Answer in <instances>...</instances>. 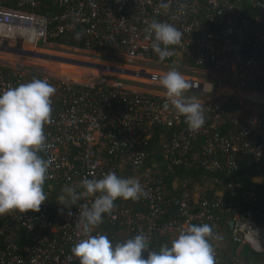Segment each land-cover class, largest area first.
<instances>
[{
  "label": "built area",
  "instance_id": "obj_1",
  "mask_svg": "<svg viewBox=\"0 0 264 264\" xmlns=\"http://www.w3.org/2000/svg\"><path fill=\"white\" fill-rule=\"evenodd\" d=\"M2 1L10 4L0 3V54L4 56H21L23 45L35 47L38 42L46 43L47 36L78 30L89 53L101 50L131 64H169L207 74L211 79L203 82L185 77L192 85L186 93L208 95L213 88L211 82L216 86L213 99L199 102L205 110L204 125L198 132H191L183 116L171 107L163 108L165 94L132 88L113 76L162 87L158 77L164 73L114 67L133 74L98 70L85 81L36 75L56 89L51 98L52 121L44 127L47 147L39 153L51 161L50 178L46 180L50 192L72 187L79 194L84 191L81 181L85 177L99 179L115 172L121 178L137 179L147 196L137 201L118 198L103 223L121 221L136 234L149 236L160 230L156 226L165 210L175 208L179 221H168L162 228L178 235L193 221L207 223L214 230V212L221 211L231 214L227 225L234 243L245 244L254 252L264 250V226H257L249 211H240L237 205L226 206L221 199H201L192 212L186 203V187L171 182L166 189L163 180L172 167L187 163L218 169L217 154L224 156L227 169L234 168L237 154L254 161L264 154V108L257 106L264 105V27L250 26L239 11V5L247 2L264 16V0H48L45 6L56 12L44 15L31 11L39 0ZM162 3L168 5L167 9L160 7ZM154 19L171 23L183 33L181 44L172 46L173 55L164 61L153 52L144 31ZM51 24L54 27L49 32ZM27 82L24 73L10 74L0 78V92ZM229 97L237 99V104H253L251 114L240 119L227 111L222 104ZM224 119L235 131L221 136L215 130ZM155 127L172 132L159 138L158 161L150 162L153 148L148 140ZM94 199L81 196L70 209L72 216H68V209L63 214L58 211L63 206L57 199L46 200L39 212L5 215L25 231L29 242L18 245L2 226L0 264H79L76 258L68 260L71 247L84 238L76 219L80 206H90ZM253 199L249 195L247 202ZM117 204L129 208L138 204L141 209L132 215L129 208L116 209ZM99 227L93 229V235L100 234Z\"/></svg>",
  "mask_w": 264,
  "mask_h": 264
},
{
  "label": "clouds",
  "instance_id": "obj_2",
  "mask_svg": "<svg viewBox=\"0 0 264 264\" xmlns=\"http://www.w3.org/2000/svg\"><path fill=\"white\" fill-rule=\"evenodd\" d=\"M167 9V4H161ZM151 48L164 61L173 55L172 46L181 44L183 33L173 24L152 20L144 29ZM76 39H82L81 33ZM165 89V110L169 107L185 118L189 131L198 132L205 123L204 106L185 93L192 87L184 75L172 67L158 77ZM56 89L47 80L33 78L30 82L8 87L0 92V216L39 212L48 200L44 185L49 179L50 160L39 155L45 150L44 127L52 121V97ZM84 189L77 193L75 188L65 187L57 197L63 214L81 199L94 196L89 206H80L76 226L84 238L70 249L69 261L78 259L79 264H217L216 251L212 244L213 227L205 224H190L179 231L169 244L158 251L150 250V238L143 232L115 245L104 234L93 235V229L103 223L105 214L110 215L118 198L137 201L147 196L140 182L132 177L121 178L109 172L102 178L81 181ZM98 194V195H97ZM147 253L143 258L142 253Z\"/></svg>",
  "mask_w": 264,
  "mask_h": 264
},
{
  "label": "trees",
  "instance_id": "obj_3",
  "mask_svg": "<svg viewBox=\"0 0 264 264\" xmlns=\"http://www.w3.org/2000/svg\"><path fill=\"white\" fill-rule=\"evenodd\" d=\"M48 0H39L38 4L31 9V11L38 15L53 14L55 9L50 6H45ZM2 5H10L7 2H0ZM13 3V2H12ZM240 16L244 18L250 26L257 28L264 27V16L256 9L248 5L247 2H242L239 5ZM54 24H51L48 31H52ZM78 30L66 32L62 35L53 37H46V42L55 45L56 47L74 48L81 53L88 51L84 50V41L76 39ZM97 51V50H94ZM101 52V50H98ZM103 51V50H102ZM95 53V52H93ZM108 53V52H107ZM110 54V53H109ZM10 70L0 65V78L10 76ZM190 74L195 75L196 78H202L204 75L201 72L193 71ZM38 76L26 73L24 79L31 81ZM228 84L227 81L224 82ZM237 99L229 97L223 100L222 106L229 112H233L240 119H245L251 114L253 104L241 103L237 104ZM264 108V105H257ZM176 129V128H174ZM235 131L227 120H222L216 127L215 132L218 135H229ZM172 132V129H165L155 127L152 129V135L148 142L150 147L153 148V153L150 154V162L158 161V140L161 136H167ZM199 145V140L196 141ZM40 155V154H39ZM41 156V155H40ZM219 162V168L208 170L205 167L198 165L183 164L180 166L172 167L169 172L164 176L165 188L167 189L171 182L175 184H183L188 190V197L186 203L192 212L197 210V203L201 199L213 201L221 199L225 205L238 206L240 211H249L252 221L259 227L264 226V154L256 161L252 160L248 155L237 154L235 158L234 168H225L224 156L222 154L216 155ZM45 182L44 191L49 201H55L62 192H54ZM228 186L230 190H228ZM254 197L253 202H247L248 197ZM117 204L116 209L129 208V212L133 215L135 212L140 211L141 206L138 204L129 205ZM216 216V227L213 230L214 235L219 239H213L211 242L216 251L217 264H264V250L261 252H254L245 244L234 243L230 237V229L227 221L231 219V214L226 212H214ZM179 221L175 208L165 210V213L159 218L156 228L159 231L150 233V250L158 251L163 244L171 243V240L176 238V234H171L164 230L163 225L168 221ZM190 224L200 225L193 221ZM189 224V225H190ZM5 226L10 232V236L16 240L18 245L28 243L29 238L25 231L19 227L9 216L0 218V228ZM100 226V227H99ZM99 227V233L106 235L110 241L115 245L118 242H123L128 238L134 237L136 231L134 228L126 226L121 221H117L114 225L102 223ZM143 258H147V253H142Z\"/></svg>",
  "mask_w": 264,
  "mask_h": 264
},
{
  "label": "rangeland",
  "instance_id": "obj_4",
  "mask_svg": "<svg viewBox=\"0 0 264 264\" xmlns=\"http://www.w3.org/2000/svg\"><path fill=\"white\" fill-rule=\"evenodd\" d=\"M22 50L24 53H22L21 56L8 55L10 58H5L4 55L0 54V65L7 67L11 74L31 73L52 79L67 78L70 81H85L90 76H94L99 72L98 70L78 65L77 62L112 66L129 71L143 69L157 73H166L173 67L169 64H146L140 63V61L131 64L125 62L120 57L107 52L81 53L74 48L65 49L63 47H56L55 45L47 42H38L35 47L23 45ZM177 70L180 71L184 77L196 78L195 75L190 74L193 71L186 70L185 68H177ZM101 73L108 74L106 72ZM203 75L204 76L202 78L196 79L202 80L203 82L211 80L207 74ZM115 78L122 80L126 85L138 90L165 94V89L163 87L149 85L145 82L142 83L140 80L132 77L115 75ZM211 83L213 88L210 94L204 95L185 93V97H194L198 102L213 99L216 93V86L214 82Z\"/></svg>",
  "mask_w": 264,
  "mask_h": 264
},
{
  "label": "water",
  "instance_id": "obj_5",
  "mask_svg": "<svg viewBox=\"0 0 264 264\" xmlns=\"http://www.w3.org/2000/svg\"><path fill=\"white\" fill-rule=\"evenodd\" d=\"M78 65H81L83 67L86 68H93V69H97V70H103V71H107V72H112V73H122V74H126V75H132V72H128V71H122L119 70L117 68L114 67H108V66H104V65H100V64H89V63H82V62H77ZM231 226V224H230Z\"/></svg>",
  "mask_w": 264,
  "mask_h": 264
},
{
  "label": "bare ground",
  "instance_id": "obj_6",
  "mask_svg": "<svg viewBox=\"0 0 264 264\" xmlns=\"http://www.w3.org/2000/svg\"><path fill=\"white\" fill-rule=\"evenodd\" d=\"M5 58H10L9 56H4ZM115 76V75H114Z\"/></svg>",
  "mask_w": 264,
  "mask_h": 264
}]
</instances>
